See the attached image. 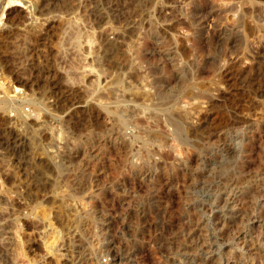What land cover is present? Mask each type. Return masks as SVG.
I'll return each instance as SVG.
<instances>
[{
    "label": "rangeland",
    "instance_id": "rangeland-1",
    "mask_svg": "<svg viewBox=\"0 0 264 264\" xmlns=\"http://www.w3.org/2000/svg\"><path fill=\"white\" fill-rule=\"evenodd\" d=\"M87 1L0 4V264H264V0H93L62 82Z\"/></svg>",
    "mask_w": 264,
    "mask_h": 264
},
{
    "label": "bare ground",
    "instance_id": "bare-ground-1",
    "mask_svg": "<svg viewBox=\"0 0 264 264\" xmlns=\"http://www.w3.org/2000/svg\"><path fill=\"white\" fill-rule=\"evenodd\" d=\"M85 1H87V0H85ZM95 1V0H94ZM94 1L93 0H88L87 2H85V3H83V2H81V3H83V4H81L80 5V8L82 7V10L80 11V9H79V11H77V10H75L72 14V18H73V20H75V22L78 24H76L75 22L73 23H71V27L69 28V29H67L66 30V28H64V30H66V36H65V39H64V42H63V47H65V46H67L68 44L70 45L71 44V48L72 49H74L73 51H74V54H75V56H73L74 58V60H72V58L70 59V62H68V61H66V58H65V60H60V61H62V62H60V63H62L63 65L66 63V66H69L68 68V70L66 69L67 67L65 66V69H64V67H63V69H64V73L63 74H61V76L60 75H58L59 76V78H60V80H62V82L63 81H67V80H72V82H74V81H76V82H79V84H80V82H90L91 84L95 81L94 79H95V77H97V72H96V67H95V57H96V55H99V54H96V51H95V49H94V47H96L97 46V42H100V44L103 46V47H107V46H109V44L111 43V42H109L108 41V38H105V37H102V35H100V34H97V33H91L92 31L90 30H86V31H84V29H83V25H84V23H89V21H90V23H97V21H99L98 20V15L99 16H102V14L104 13H102V11H100V9L94 4ZM2 2L4 3H7L8 5H12V6H15V5H17V4H15V3H20L21 2V0H0V4H2ZM36 3V2H35ZM3 5V4H2ZM46 6V5H45ZM1 9H3V8H1ZM73 9V8H72ZM48 10V9H47ZM1 11V10H0ZM107 11V10H106ZM56 12H58V11H56ZM27 13V12H26ZM71 13V12H70ZM107 13V12H106ZM109 13V12H108ZM105 14V13H104ZM42 15V14H41ZM103 17V16H102ZM101 17V18H102ZM52 18V17H51ZM54 18V17H53ZM101 18H99V19H101ZM27 19V18H26ZM2 20V17L0 16V21ZM72 20V21H73ZM101 20H104V19H101ZM62 21V20H61ZM12 23V22H11ZM67 24H69V23H67ZM99 24V23H98ZM90 25V24H89ZM15 26V25H14ZM40 26V25H39ZM88 26V25H87ZM261 26V25H260ZM43 27V26H42ZM89 27V26H88ZM90 28H92V26L90 27ZM89 28V29H90ZM87 31H88V33H87ZM95 31V30H94ZM111 31V30H110ZM110 34V33H109ZM65 35V34H64ZM22 36V35H21ZM27 36V35H26ZM102 37V38H101ZM60 38V37H59ZM100 40V41H99ZM60 41V40H59ZM69 41H72L71 43L69 42ZM58 42V41H57ZM67 42H69L68 44H67ZM84 43H86V51H84ZM111 45V44H110ZM56 46V45H55ZM99 46V45H98ZM65 49L66 50H68L66 47H65ZM88 49V50H87ZM141 49V48H140ZM99 51V50H98ZM106 51V50H105ZM100 52V51H99ZM73 53V52H72ZM74 54H72V55H74ZM91 57V58H90ZM99 57V56H98ZM140 57V56H139ZM97 58V57H96ZM64 59V58H63ZM72 60V61H71ZM95 61V62H94ZM106 62V61H105ZM44 68V67H43ZM60 68V67H59ZM62 68V67H61ZM73 69L75 70V71H73ZM61 70V69H60ZM58 71V70H57ZM81 71V72H80ZM102 71V70H101ZM115 73V72H114ZM55 74H57V73H55ZM117 75V77H113V75L111 74V81L110 82H112V81H119V80H121L119 77L120 76H118V74H116ZM115 75V76H116ZM40 76V75H39ZM57 76V77H58ZM94 77V78H93ZM99 77V76H98ZM56 79V78H55ZM98 80V79H97ZM75 82V83H76ZM98 82V81H97ZM90 83H88V84H90ZM116 83V82H115ZM85 84V83H84ZM87 84V85H88ZM95 84V83H94ZM74 85V84H73ZM81 86V85H80ZM122 86V85H121ZM2 89L1 90H3L4 91V93H8V91L6 90V87H4L3 86V84H2ZM65 87H66V90H68V91H78L76 88L74 89L71 85L69 86V85H67V84H65ZM82 87V86H81ZM16 88H18V87H15V89ZM48 88V87H47ZM112 88V87H111ZM80 91V90H79ZM117 91V90H116ZM94 92V91H93ZM111 92H114V90H112V91H109V92H107L108 94L109 93H111ZM113 93H111V95H112ZM6 95V94H5ZM103 95V94H102ZM9 96H11V95H9ZM110 96V95H109ZM111 98L113 97V96H110ZM44 98V97H43ZM102 98H103V96H102ZM103 100H105V98H103ZM107 100V99H106ZM14 101H16V100H14V99H10L8 96H4V97H2V98H0V105H1V107H3V108H10L11 106H12V103L14 102ZM21 101H22V99H21ZM19 105H21V104H19ZM36 105V104H35ZM16 105H14V108H15V110H16V108L17 107H15ZM106 108V111H108V113L109 112H114V113H117L118 114V110H119V108L117 109V110H110V108L109 107H105ZM18 109V108H17ZM113 109H114V107H113ZM116 109V108H115ZM123 109V108H122ZM11 110V109H10ZM14 110V109H13ZM127 110V112H128V109H126ZM123 112V111H122ZM16 113H17V111H16ZM120 114V113H119ZM122 114V113H121ZM123 115V114H122ZM179 115H180V113H179ZM188 116V115H187ZM113 117H114V115H113ZM183 117V116H182ZM24 117H23V115H20V111L16 114V116L14 117V123L18 120L19 121V119L22 121V120H24L23 119ZM29 118V117H28ZM115 118V117H114ZM119 118V117H118ZM117 118V119H118ZM180 118V117H179ZM116 120V119H115ZM138 121V120H137ZM136 120H135V122H133V121H131V122H133V126H135V127H137L138 126V123L140 122V120L137 122ZM170 123H171V125L173 126V128H171V129H173L172 131H174L175 133H177V134H179V135H181V132H183L182 130H183V125L181 124V123H179V121L178 120H175L174 118H170V120H168ZM28 121H26L25 120V125L27 126H29V124L27 123ZM118 122V121H117ZM116 122V123H117ZM113 123V122H112ZM170 123H168L169 125H170ZM47 124V125H46ZM46 127H47V129H50L49 127H50V125H48V123L46 122ZM118 124V123H117ZM120 124V123H119ZM118 124V125H119ZM20 125H21V123H20ZM31 125V124H30ZM117 125V126H118ZM122 127L123 126H129L130 125V123L129 122H127V121H121V124H120ZM140 125V124H139ZM29 127H31V126H29ZM118 127H120V126H118ZM145 127V126H144ZM32 128V134L34 135L35 134V132L37 131V129L36 128H34V127H31ZM112 128V127H111ZM121 128V127H120ZM46 129V130H47ZM150 129V128H149ZM112 130V131H111ZM110 131L111 132H109V134H108V136H107V138H109V139H111L112 141L114 140V139H116V138H120V137H122V136H118L117 135V133H118V130L115 132V130H113V129H111ZM171 131V130H170ZM108 132V131H107ZM146 133H147V131H145ZM120 133V132H119ZM159 133V132H158ZM173 133V132H172ZM53 134V132L51 133V131L48 133V135H52ZM107 134H105V135H107ZM47 135V134H46ZM104 135V136H105ZM35 136V135H34ZM37 136V135H36ZM53 136V135H52ZM103 136V137H104ZM115 136H117L116 138H115ZM51 137V136H50ZM49 137V138H50ZM123 138V137H122ZM52 139V138H51ZM17 140V139H16ZM36 140V139H35ZM107 140V139H106ZM184 140V139H183ZM37 141V140H36ZM85 141V140H84ZM122 142H121V147H123V146H125L124 148H130V143L129 142H125L123 139L121 140ZM16 142V141H15ZM32 142V141H31ZM35 142V141H34ZM107 143H108V141H106ZM36 143V142H35ZM111 143V142H110ZM109 143V144H110ZM182 143V142H181ZM107 145V144H106ZM109 146V145H108ZM107 146V147H108ZM113 146V145H112ZM120 146V145H119ZM188 148V147H187ZM42 149V148H41ZM112 151V150H111ZM192 152V151H191ZM106 153V152H105ZM11 154V153H10ZM40 154H43V153H40ZM47 154V153H46ZM45 154V155H46ZM51 154V153H50ZM44 155V154H43ZM49 156V155H48ZM146 161H147V164H148V166H149V168H154V167H162L163 166V162H159V161H157V159H153L152 157H151V155L149 154L148 155V157L146 156ZM161 158H163V159H166L165 157H163V156H161ZM151 159V160H150ZM153 159V160H152ZM60 166H63L62 165V163H61V165ZM61 170V169H60ZM59 170V171H60ZM141 173V172H140ZM62 176V175H61ZM62 179V178H61ZM59 180V179H58ZM60 181V180H59ZM59 181H57V183L59 184ZM63 189V188H62ZM76 193V192H75ZM65 200V199H64ZM62 201V200H61ZM71 201V200H70ZM62 202H64V201H62ZM67 202V201H66ZM68 203V202H67ZM76 204V203H75ZM44 216V215H43ZM231 223V222H230ZM132 232V231H131ZM183 246V245H182ZM190 250V249H189ZM186 252V251H185ZM190 257V256H189Z\"/></svg>",
    "mask_w": 264,
    "mask_h": 264
}]
</instances>
